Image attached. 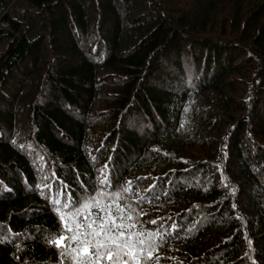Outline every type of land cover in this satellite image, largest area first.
Wrapping results in <instances>:
<instances>
[{
	"label": "trees",
	"instance_id": "1",
	"mask_svg": "<svg viewBox=\"0 0 264 264\" xmlns=\"http://www.w3.org/2000/svg\"><path fill=\"white\" fill-rule=\"evenodd\" d=\"M91 198L136 264H264V0H0V264Z\"/></svg>",
	"mask_w": 264,
	"mask_h": 264
},
{
	"label": "snow or ice",
	"instance_id": "2",
	"mask_svg": "<svg viewBox=\"0 0 264 264\" xmlns=\"http://www.w3.org/2000/svg\"><path fill=\"white\" fill-rule=\"evenodd\" d=\"M109 179L110 177L106 175L102 184H107ZM92 208L97 209L98 212L94 221L88 222L87 216H85L83 225L75 224L73 235L66 237L62 230L60 234L49 238L48 243L62 249V254L69 255L72 264H101V262L103 264H136L137 255H140L141 258L151 257L150 251L145 254L142 249L137 248L132 236L126 235L124 225L117 223V217L112 216L111 212L106 210L97 198L80 203V210L85 214H88ZM57 215L60 216L65 229L72 231V229H68L64 217L58 209ZM120 219L123 218L120 217ZM129 219H131L130 216ZM129 227H134V225ZM66 239L74 242L75 247L71 243H62ZM138 243L142 245L144 241L140 240ZM249 243L251 242L249 241Z\"/></svg>",
	"mask_w": 264,
	"mask_h": 264
}]
</instances>
